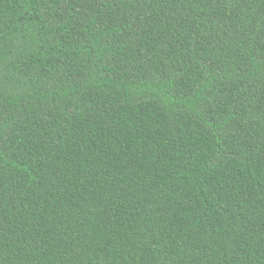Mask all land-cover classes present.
<instances>
[{"label":"trees","instance_id":"1","mask_svg":"<svg viewBox=\"0 0 264 264\" xmlns=\"http://www.w3.org/2000/svg\"><path fill=\"white\" fill-rule=\"evenodd\" d=\"M0 264H264V0H0Z\"/></svg>","mask_w":264,"mask_h":264}]
</instances>
